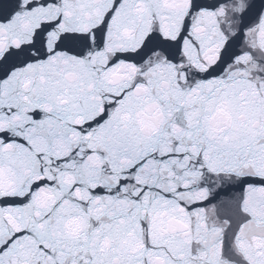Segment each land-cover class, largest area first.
I'll use <instances>...</instances> for the list:
<instances>
[{
    "label": "snow or ice",
    "instance_id": "obj_1",
    "mask_svg": "<svg viewBox=\"0 0 264 264\" xmlns=\"http://www.w3.org/2000/svg\"><path fill=\"white\" fill-rule=\"evenodd\" d=\"M0 264H264V0H0Z\"/></svg>",
    "mask_w": 264,
    "mask_h": 264
}]
</instances>
